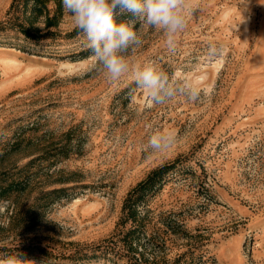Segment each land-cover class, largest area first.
Segmentation results:
<instances>
[{"label": "rangeland", "instance_id": "rangeland-1", "mask_svg": "<svg viewBox=\"0 0 264 264\" xmlns=\"http://www.w3.org/2000/svg\"><path fill=\"white\" fill-rule=\"evenodd\" d=\"M12 1L0 0V186L21 184L0 197V259L27 243L50 256L26 257L37 264H74L59 256L77 247L114 248L130 226L128 192L174 163L137 207L144 260L131 263L172 264L188 250V264H264V0H188L174 50L137 22L142 43L117 81L94 66L62 0L47 1L59 14L48 28L31 0ZM212 45L223 54L209 57ZM146 65L195 85L199 99L150 104L134 82ZM156 133H171L170 146L153 150ZM115 251L77 264H129Z\"/></svg>", "mask_w": 264, "mask_h": 264}, {"label": "clouds", "instance_id": "clouds-1", "mask_svg": "<svg viewBox=\"0 0 264 264\" xmlns=\"http://www.w3.org/2000/svg\"><path fill=\"white\" fill-rule=\"evenodd\" d=\"M73 26L84 36L95 67L110 81H117L130 70L126 53L142 41L135 24L140 22L160 30L169 50H174L176 37L186 28L188 0H62ZM127 15L128 19L117 20ZM223 54V48L212 45L208 56ZM134 82L152 105L164 104L177 96H186L195 102L200 89L188 81H178L154 65L137 67ZM171 133H156L149 139L153 150L170 146ZM0 264H37L22 258L21 253L0 259Z\"/></svg>", "mask_w": 264, "mask_h": 264}, {"label": "trees", "instance_id": "trees-1", "mask_svg": "<svg viewBox=\"0 0 264 264\" xmlns=\"http://www.w3.org/2000/svg\"><path fill=\"white\" fill-rule=\"evenodd\" d=\"M20 2V0H13L11 2V5H13L15 2ZM48 0H31V8L38 11H44L45 12V27L48 28L56 23V14L59 15L57 12L56 14L49 15L46 8V3ZM60 0H57V2ZM29 0H24V4L27 5ZM60 11V7L56 8V11ZM122 16H118L117 20H122ZM76 31H79L75 29L73 33ZM21 33L27 38H35L36 35L34 34L31 29L21 27ZM41 35L42 37H48L47 35H53V31H46ZM174 163L171 164H165L162 165L156 169H154L152 172L149 173V175L139 182L131 191L128 192L124 199L123 207L125 208V214L123 218V222H130L129 228L126 230H123L122 232H119L116 237V244L115 247H110L108 244L104 245H96L90 248H84V247H77L73 253H68L67 255L61 254L59 257H65L70 263L77 264L78 262L89 260L96 257V253H100V255L106 256V253H109L110 251L115 252V255L118 253L115 251V248L118 247L119 249H123L126 251V256H128V263L132 264L131 261H138V258L136 254L138 253L140 255V261L144 260V254L143 252H138L137 248V241H139V238L141 235L145 233V219L144 216H139L137 207L139 204L145 202L146 197L150 195L156 188V185L159 184V182L163 179V177L174 167ZM19 184H21L20 181H13L9 182L8 184L4 186H0V197H3L5 199H9V194L12 191H17L16 189H19ZM62 190V188L53 189L52 193H56ZM125 224V223H124ZM18 252L21 253L22 258H25L30 255H41L44 256L46 259H48L50 256L48 255V252L39 246L38 244L34 243H27L23 244V247L18 249ZM91 253V254H90ZM192 252L184 251L181 254H179L174 260L172 264H188V262L185 260V257L188 256V254H191ZM13 256V254H9L7 257ZM56 258V256H55ZM191 262V261H190ZM189 262V264H190Z\"/></svg>", "mask_w": 264, "mask_h": 264}, {"label": "bare ground", "instance_id": "bare-ground-1", "mask_svg": "<svg viewBox=\"0 0 264 264\" xmlns=\"http://www.w3.org/2000/svg\"><path fill=\"white\" fill-rule=\"evenodd\" d=\"M233 254V253H232ZM233 256V255H232Z\"/></svg>", "mask_w": 264, "mask_h": 264}]
</instances>
